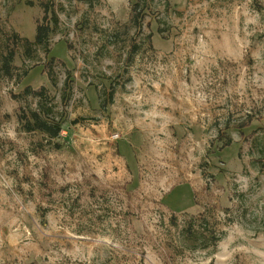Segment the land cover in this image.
I'll return each instance as SVG.
<instances>
[{
	"label": "rangeland",
	"instance_id": "1",
	"mask_svg": "<svg viewBox=\"0 0 264 264\" xmlns=\"http://www.w3.org/2000/svg\"><path fill=\"white\" fill-rule=\"evenodd\" d=\"M42 1L0 0V38L33 39ZM50 1L48 56L19 50L28 74L0 77V264H264V0H153L138 33L135 0ZM50 56L73 88L45 143L17 121L36 100L12 94L47 86L59 112ZM204 208L220 238L190 250Z\"/></svg>",
	"mask_w": 264,
	"mask_h": 264
},
{
	"label": "trees",
	"instance_id": "2",
	"mask_svg": "<svg viewBox=\"0 0 264 264\" xmlns=\"http://www.w3.org/2000/svg\"><path fill=\"white\" fill-rule=\"evenodd\" d=\"M167 1V0H164ZM153 0H135L130 7L128 27L133 26L137 30H141L142 21L144 19L145 10ZM167 4V3H166ZM43 9L42 16L36 19L35 35L33 39L22 36L15 30H5L0 38V77L14 80V83H20L21 80L28 74L30 68L23 66L21 68L14 65V60L21 50L22 56L26 59H31L35 56L37 47L43 48L44 53L48 56L50 51V35L54 33L55 28L59 23L56 5L54 2L42 1L39 3ZM151 38V34L147 35ZM70 48L71 45L67 44ZM138 45L135 40H131L130 48L128 50L127 59L137 51ZM43 73H45L50 85H57V73L55 67L61 66L64 69V80L60 90L61 110H55L53 97H51L47 86L41 85L33 88L30 85L25 86L18 94H12L14 99L32 98L36 100V107L31 108L29 105L23 104L17 107V121L19 128L24 132H40L46 139L45 143H50L56 139L62 130L64 119L67 115L66 107L72 96L73 80L70 69L65 63L54 56L47 57V60L42 65ZM110 92L109 96H112ZM75 122V120L73 121ZM248 122L237 125L239 129L247 126ZM231 140L227 139L220 147L229 146ZM212 212L209 208H204L197 214L189 215L185 221L182 232L188 242L190 250L205 249L209 246L215 245L220 234L214 227V221L210 222L209 213ZM213 214V213H212ZM174 217V215H173Z\"/></svg>",
	"mask_w": 264,
	"mask_h": 264
}]
</instances>
